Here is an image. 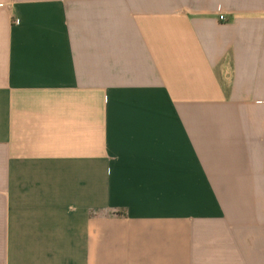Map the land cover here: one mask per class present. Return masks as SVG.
I'll return each instance as SVG.
<instances>
[{
  "label": "crops",
  "instance_id": "obj_1",
  "mask_svg": "<svg viewBox=\"0 0 264 264\" xmlns=\"http://www.w3.org/2000/svg\"><path fill=\"white\" fill-rule=\"evenodd\" d=\"M0 264H264V0H0Z\"/></svg>",
  "mask_w": 264,
  "mask_h": 264
},
{
  "label": "built area",
  "instance_id": "obj_2",
  "mask_svg": "<svg viewBox=\"0 0 264 264\" xmlns=\"http://www.w3.org/2000/svg\"><path fill=\"white\" fill-rule=\"evenodd\" d=\"M219 18H220V19H223V16H220Z\"/></svg>",
  "mask_w": 264,
  "mask_h": 264
}]
</instances>
